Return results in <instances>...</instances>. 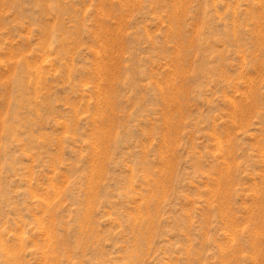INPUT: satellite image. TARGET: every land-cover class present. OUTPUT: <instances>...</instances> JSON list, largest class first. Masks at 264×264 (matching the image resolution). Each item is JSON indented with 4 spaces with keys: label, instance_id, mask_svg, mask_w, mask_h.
<instances>
[{
    "label": "rangeland",
    "instance_id": "374dc122",
    "mask_svg": "<svg viewBox=\"0 0 264 264\" xmlns=\"http://www.w3.org/2000/svg\"><path fill=\"white\" fill-rule=\"evenodd\" d=\"M0 264H264V0H0Z\"/></svg>",
    "mask_w": 264,
    "mask_h": 264
}]
</instances>
